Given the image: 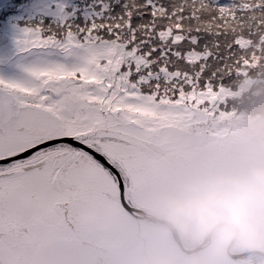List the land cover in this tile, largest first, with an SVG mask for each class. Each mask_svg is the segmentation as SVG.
<instances>
[{"label": "snow or ice", "instance_id": "obj_1", "mask_svg": "<svg viewBox=\"0 0 264 264\" xmlns=\"http://www.w3.org/2000/svg\"><path fill=\"white\" fill-rule=\"evenodd\" d=\"M13 2L26 15L0 33V264L55 238L113 241L129 187L186 147L161 118L211 126L230 102L197 95L264 50V0Z\"/></svg>", "mask_w": 264, "mask_h": 264}, {"label": "rangeland", "instance_id": "obj_2", "mask_svg": "<svg viewBox=\"0 0 264 264\" xmlns=\"http://www.w3.org/2000/svg\"><path fill=\"white\" fill-rule=\"evenodd\" d=\"M9 7L13 9L12 14L0 16V33L6 32L18 17L26 15L23 4L0 0V11ZM240 44L244 48L249 40L241 38ZM244 63L248 64L247 69L240 70L242 76L238 74L229 88L219 93L209 91L203 96L197 95L198 102L218 98H227L230 102L228 110L222 112L211 126L201 123L202 115L178 114L161 118L184 130L186 147L163 171L134 182L128 189L132 206L176 223L185 244L191 245L188 253L193 254L187 256L179 249L165 223L140 219L123 210L124 228L113 241L102 246L94 241L88 243L90 246L63 241L64 247L70 246L72 254L116 256L105 264H255L264 261L257 254L234 260L226 252L229 237H239L235 252L253 248L264 251L262 238L257 235L250 238L238 227V215H230L224 209L238 212L237 193L255 183L264 173V69L255 74V55ZM203 142L204 146H201ZM208 150L215 152L210 154ZM201 206L204 212H201ZM224 221L232 222L231 230ZM220 223L224 224L215 229L213 240L201 249L209 232ZM258 227L264 228V223ZM200 239L201 243H198ZM194 244L197 245L194 247ZM62 245L53 246L51 253L56 258L52 256L51 260L38 261L33 258V252L37 251L30 250L25 254L23 264H82L80 259L75 261L69 255H61L64 252ZM139 250L146 254H140L144 260L133 257Z\"/></svg>", "mask_w": 264, "mask_h": 264}, {"label": "flooded vegetation", "instance_id": "obj_3", "mask_svg": "<svg viewBox=\"0 0 264 264\" xmlns=\"http://www.w3.org/2000/svg\"><path fill=\"white\" fill-rule=\"evenodd\" d=\"M230 215L231 214H235V215H238V212L237 211H232L231 209L229 208H224ZM175 227L177 228L178 232H179V236L181 238V243H182V246L175 240L174 236L172 237L173 240L177 243V245L179 246V249L187 256H190L192 255L193 253H188L186 252V249H191V245H186L185 242H184V238L179 230V227L178 225L175 223ZM227 228H229L231 230V227L229 225L226 226ZM168 228V227H167ZM259 228H260V231H259ZM170 230V229H169ZM170 233L172 234V231L170 230ZM256 235L264 242V228L263 227H258L257 229V232H256ZM213 234L211 235V237L208 238L207 241H204L203 244L201 245V249L203 248H206V245H209V243L213 240ZM238 238L239 237H234V241L233 243L229 246L230 242H231V239L232 237H229L228 241L226 242V252H227V256L230 257L231 259H234V260H238L239 258L241 257H244V256H241V257H235L234 255H238V254H241V253H244L245 251H242V252H235V246H236V243L238 241ZM65 242H73L74 244H77V245H84L85 243H93L92 240L88 239V238H85V237H81L80 236V239H78L77 236H71V237H68V238H55V239H52L50 241H48L47 243L43 244L42 246L38 247V248H35L34 251H37V252H33L34 253V259L38 260V261H42V259L44 260H51L52 259V256H54V258H56V255H53L51 252L53 251V246L56 245V247H58V244H61ZM198 243H201V239ZM197 243V244H198ZM197 244H194V247L197 245ZM89 245V244H88ZM63 246V245H62ZM90 246V245H89ZM71 247L68 246V245H65V247L63 246L62 248V251H64L61 255H65L66 256H70L73 260L77 261L78 259H80V261L82 262V264H105L109 259L110 261L112 259H115L116 256H112L113 254H108L105 256H102V255H98V256H95V253H77V254H72L71 253ZM257 249H260V248H257ZM262 249V248H261ZM260 249V250H261ZM250 250V249H248ZM263 251V250H262ZM32 254V253H31ZM59 254V255H60ZM137 256H133V257H136L140 260H144V258L142 259L140 254H145L144 252H142V250H139L137 253H135ZM250 254H257L259 256H262L264 258V254H260V253H250ZM76 256V257H75ZM87 256V257H86ZM146 256V254H145ZM246 256H249V254H247ZM245 256V257H246ZM130 261V260H129ZM128 264H130L128 262ZM186 264V263H185ZM255 264H264V261H256Z\"/></svg>", "mask_w": 264, "mask_h": 264}, {"label": "clouds", "instance_id": "obj_4", "mask_svg": "<svg viewBox=\"0 0 264 264\" xmlns=\"http://www.w3.org/2000/svg\"><path fill=\"white\" fill-rule=\"evenodd\" d=\"M238 227L254 238L259 224L264 223V173L259 179L237 193ZM201 212L204 207L201 206Z\"/></svg>", "mask_w": 264, "mask_h": 264}, {"label": "water", "instance_id": "obj_5", "mask_svg": "<svg viewBox=\"0 0 264 264\" xmlns=\"http://www.w3.org/2000/svg\"><path fill=\"white\" fill-rule=\"evenodd\" d=\"M132 208H133V211L130 212V213L132 215H134L135 217H137V218L147 219V220H150L151 222H162V223H165L171 229L175 240L182 246L181 238L179 236V232H178V230L175 227V225H174L173 222L168 221V220H165V219H161V218H159V217H157L155 215L149 214V213L145 212L144 210L138 209V208H136L134 206H132ZM140 213H142V214H140ZM224 223L227 224V225H230L232 222H228V221L225 222L224 221ZM224 223H220L217 226H215L214 229H212L209 232L208 238L211 237V235L213 234V232L215 231V229L217 227L223 225ZM232 225H234V224H232ZM233 241H234V237H232L229 246L233 243ZM186 251L189 252L190 250L189 249H186ZM250 253H260V254H264V251L256 248V249L247 250L244 253H241V254H238V255H234V256L235 257H241V256H246L247 254H250Z\"/></svg>", "mask_w": 264, "mask_h": 264}, {"label": "trees", "instance_id": "obj_6", "mask_svg": "<svg viewBox=\"0 0 264 264\" xmlns=\"http://www.w3.org/2000/svg\"><path fill=\"white\" fill-rule=\"evenodd\" d=\"M221 3H227L228 0L225 2V0H220ZM249 44H250V41H249ZM249 44L247 46H244V48H248L249 47ZM256 48H260V45L257 44L255 45ZM253 56V55H252ZM241 60H242V67L240 70L242 69H247L246 66L248 64L244 63L245 61H250L249 59H244L243 57H241ZM251 64V63H250ZM253 65V64H251ZM261 68L264 69V50L261 51L260 55H255V68H253V70H255V74H257L256 71H261ZM249 69V68H248ZM239 76H242L241 74H239Z\"/></svg>", "mask_w": 264, "mask_h": 264}, {"label": "bare ground", "instance_id": "obj_7", "mask_svg": "<svg viewBox=\"0 0 264 264\" xmlns=\"http://www.w3.org/2000/svg\"><path fill=\"white\" fill-rule=\"evenodd\" d=\"M198 143H199V141H198ZM202 145L204 146V142L201 144V146H202ZM205 147H206V146H205ZM217 148H218V146H217ZM208 151H209L210 154H212V153L215 152V151H210V150H208Z\"/></svg>", "mask_w": 264, "mask_h": 264}]
</instances>
